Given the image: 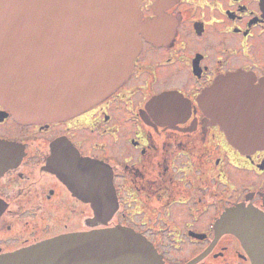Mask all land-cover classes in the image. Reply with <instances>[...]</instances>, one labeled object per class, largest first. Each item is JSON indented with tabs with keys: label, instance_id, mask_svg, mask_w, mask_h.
Here are the masks:
<instances>
[{
	"label": "flooded vegetation",
	"instance_id": "af4514ba",
	"mask_svg": "<svg viewBox=\"0 0 264 264\" xmlns=\"http://www.w3.org/2000/svg\"><path fill=\"white\" fill-rule=\"evenodd\" d=\"M140 10L150 32L107 99L42 123L0 102V256L120 225L162 264H254L249 247L264 251L217 226L233 208L264 218V0H141ZM200 105H219L218 122ZM76 155L111 167L114 214L98 210L96 186L69 184Z\"/></svg>",
	"mask_w": 264,
	"mask_h": 264
},
{
	"label": "water",
	"instance_id": "95a60500",
	"mask_svg": "<svg viewBox=\"0 0 264 264\" xmlns=\"http://www.w3.org/2000/svg\"><path fill=\"white\" fill-rule=\"evenodd\" d=\"M140 1L0 0V102L18 121L42 123L69 119L107 99L129 77L140 34L150 32ZM205 101L203 94L199 102ZM200 106L218 122L219 105ZM74 165L70 176L65 171L69 184L79 191L96 186L98 210L114 214L119 205L111 167L77 155ZM217 226L238 234L247 247L249 238L264 243V218L254 210H242L240 218L233 208ZM249 250L254 264H264V251ZM0 264H162V257L144 236L120 225L48 239L0 256Z\"/></svg>",
	"mask_w": 264,
	"mask_h": 264
},
{
	"label": "rangeland",
	"instance_id": "374dc122",
	"mask_svg": "<svg viewBox=\"0 0 264 264\" xmlns=\"http://www.w3.org/2000/svg\"><path fill=\"white\" fill-rule=\"evenodd\" d=\"M131 208H132V207H130V208H128V209H130V210H131Z\"/></svg>",
	"mask_w": 264,
	"mask_h": 264
}]
</instances>
